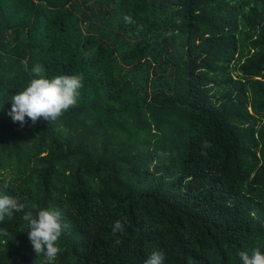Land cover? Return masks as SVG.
Here are the masks:
<instances>
[{"label": "trees", "instance_id": "trees-1", "mask_svg": "<svg viewBox=\"0 0 264 264\" xmlns=\"http://www.w3.org/2000/svg\"><path fill=\"white\" fill-rule=\"evenodd\" d=\"M37 64L83 87L21 127ZM0 195L61 213L54 264L264 253V0H0ZM22 216L0 222V264H46Z\"/></svg>", "mask_w": 264, "mask_h": 264}, {"label": "clouds", "instance_id": "clouds-1", "mask_svg": "<svg viewBox=\"0 0 264 264\" xmlns=\"http://www.w3.org/2000/svg\"><path fill=\"white\" fill-rule=\"evenodd\" d=\"M23 63L27 71V62ZM31 74L34 78L11 98L12 104L8 115L13 122H19L23 127L27 123L26 117L33 125L41 118L47 122L56 121L70 108L76 106L79 90L83 87L82 75L45 78L39 64L32 67ZM208 147H211L210 143L207 140L203 141L202 148ZM24 208L25 205L15 196L0 195V222L5 218L13 219L16 212H23L22 219L27 222V234L34 251L38 255H44L46 264H54L62 251L58 246L62 236L61 213L56 210L40 209L34 215L32 211L25 212ZM124 228L125 225L117 220L113 225V234L122 233ZM116 243L120 241L117 240ZM239 258L242 264H264V253L259 248L254 249L251 256L246 251H240ZM164 259L162 251H153L143 264H163Z\"/></svg>", "mask_w": 264, "mask_h": 264}]
</instances>
